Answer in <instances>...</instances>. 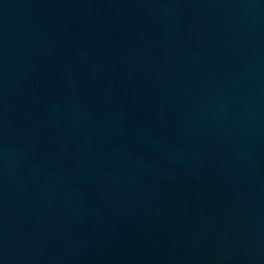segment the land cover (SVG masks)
<instances>
[{"label":"water","instance_id":"obj_1","mask_svg":"<svg viewBox=\"0 0 264 264\" xmlns=\"http://www.w3.org/2000/svg\"><path fill=\"white\" fill-rule=\"evenodd\" d=\"M0 264H264V0H0Z\"/></svg>","mask_w":264,"mask_h":264}]
</instances>
